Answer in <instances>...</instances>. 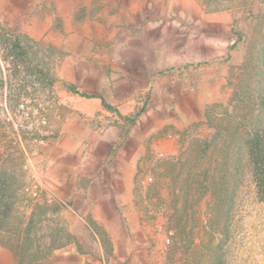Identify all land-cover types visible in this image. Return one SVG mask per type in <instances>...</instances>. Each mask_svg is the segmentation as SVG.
<instances>
[{"label": "rangeland", "instance_id": "obj_1", "mask_svg": "<svg viewBox=\"0 0 264 264\" xmlns=\"http://www.w3.org/2000/svg\"><path fill=\"white\" fill-rule=\"evenodd\" d=\"M78 2L74 31L62 44L0 25V244L13 251L6 242L22 231L29 264H54L60 256L50 258L70 242L80 253H103L104 264H264V202L246 151L239 177L218 201L206 184L191 181L189 157L214 139L207 111L226 119L235 93L260 77L264 0ZM72 75L102 90L113 108L98 113L102 121L144 109L123 144L130 137L141 155L136 205L148 247L129 228L131 245L113 225L90 224L100 250L86 224L88 208L54 211L47 192L34 195L37 158L75 107L62 88ZM179 159L175 184L169 171Z\"/></svg>", "mask_w": 264, "mask_h": 264}, {"label": "crops", "instance_id": "obj_2", "mask_svg": "<svg viewBox=\"0 0 264 264\" xmlns=\"http://www.w3.org/2000/svg\"><path fill=\"white\" fill-rule=\"evenodd\" d=\"M78 1L0 0V25L35 40L56 38L54 40L62 44L65 33L74 31L70 28L76 25L75 16L81 7ZM85 76L72 75L63 82L62 88L75 107L70 118L58 127L59 136L51 141L47 153L37 158L40 166L34 171V184L45 189L47 202L58 206L60 211L88 208L89 219L85 223L89 224L100 250V238L90 224H104L107 231L116 227L120 239L131 245L132 237L129 239L126 234L129 228L131 232L140 233L136 242L148 247L141 226L142 214L136 205L141 158L137 144L132 143L130 137L129 144H123L128 136L119 126V119L113 123L102 121L98 113L108 110L102 104V99L105 100L102 90L88 87ZM69 84L75 85L77 92L65 87ZM169 142L161 143L157 158L164 157V147H168ZM57 256L61 259L54 264L105 263L103 253H80L75 242L57 250L50 260ZM0 264H17L15 254L4 244H0Z\"/></svg>", "mask_w": 264, "mask_h": 264}, {"label": "trees", "instance_id": "obj_3", "mask_svg": "<svg viewBox=\"0 0 264 264\" xmlns=\"http://www.w3.org/2000/svg\"><path fill=\"white\" fill-rule=\"evenodd\" d=\"M15 48L19 49L18 43H15ZM260 70V77L246 84L244 92L235 93L232 101L233 110L226 119L220 120L214 117L217 113L212 109L207 111L206 122L216 130L214 139L211 143L206 140L198 144L197 149L189 154L191 161H195V165L191 167L195 179L191 181L206 184V191L211 192L217 201L221 200L231 180L236 182L239 177L242 161L240 152L245 150L257 199L264 202V47L260 53ZM65 87L72 92H77L75 85L69 84ZM102 104L106 109L113 111L112 106L104 99H102ZM143 113L144 109L137 110L129 116L119 115V126L123 132L128 133L136 126ZM222 121H227L229 126H225ZM181 161L179 159L174 166L170 167L169 174L174 177L175 184L178 183L184 164ZM2 191L3 189L0 188V198L3 196ZM53 210L57 211L59 207L54 206ZM1 216L0 219H2ZM29 231L30 229L26 231L27 234ZM21 232L17 234L18 240L10 239L6 245L13 250L17 264H29L20 245Z\"/></svg>", "mask_w": 264, "mask_h": 264}, {"label": "built area", "instance_id": "obj_4", "mask_svg": "<svg viewBox=\"0 0 264 264\" xmlns=\"http://www.w3.org/2000/svg\"><path fill=\"white\" fill-rule=\"evenodd\" d=\"M151 180V179H150ZM46 193V191H45V189H42L41 187H36L35 189H34V195H36V196H41V194L42 193ZM47 198L49 199V197L47 196Z\"/></svg>", "mask_w": 264, "mask_h": 264}]
</instances>
